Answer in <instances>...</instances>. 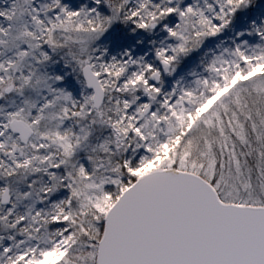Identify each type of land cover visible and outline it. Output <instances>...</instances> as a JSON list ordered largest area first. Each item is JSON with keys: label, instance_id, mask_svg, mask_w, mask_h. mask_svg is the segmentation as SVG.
<instances>
[{"label": "snow or ice", "instance_id": "snow-or-ice-1", "mask_svg": "<svg viewBox=\"0 0 264 264\" xmlns=\"http://www.w3.org/2000/svg\"><path fill=\"white\" fill-rule=\"evenodd\" d=\"M0 264H264V0H0Z\"/></svg>", "mask_w": 264, "mask_h": 264}]
</instances>
